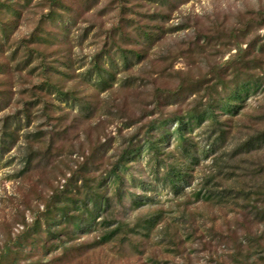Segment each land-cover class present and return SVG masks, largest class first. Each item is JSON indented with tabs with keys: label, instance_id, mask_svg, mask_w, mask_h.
Masks as SVG:
<instances>
[{
	"label": "rangeland",
	"instance_id": "obj_1",
	"mask_svg": "<svg viewBox=\"0 0 264 264\" xmlns=\"http://www.w3.org/2000/svg\"><path fill=\"white\" fill-rule=\"evenodd\" d=\"M0 264H264V0H0Z\"/></svg>",
	"mask_w": 264,
	"mask_h": 264
}]
</instances>
